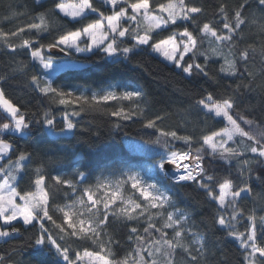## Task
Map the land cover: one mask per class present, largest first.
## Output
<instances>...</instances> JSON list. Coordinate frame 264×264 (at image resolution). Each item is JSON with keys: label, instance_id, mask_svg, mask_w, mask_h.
<instances>
[{"label": "snow or ice", "instance_id": "snow-or-ice-1", "mask_svg": "<svg viewBox=\"0 0 264 264\" xmlns=\"http://www.w3.org/2000/svg\"><path fill=\"white\" fill-rule=\"evenodd\" d=\"M100 3L101 7H97L96 0H56L51 14L68 18L75 27L57 28L58 34L43 43L37 37L50 33L54 22L48 11L37 12L14 29L0 27V49L7 55L24 50L33 67L46 70L52 67V57L46 52L53 49L68 56L99 52L102 58L121 55L129 59L135 49L149 48L187 77L201 76L218 82V74H223L236 81L235 87L228 86L230 93L205 91L195 101L206 121L221 118L224 126L202 131L198 137L191 133L180 135L177 130L161 127L165 116H146L149 101L139 86L123 91L118 90L119 86H109L90 96L77 94L54 86L44 75L28 74L27 64L13 60V75H26L28 85L49 105L63 107V126L57 133L56 115L50 107L29 116V111L9 98L0 86V160H5L0 165V239L19 234L21 227L14 222L22 221L23 227L39 226L34 241L37 264H43L39 258L45 255L44 248L54 251L63 264H177L178 253L183 254V264H209L206 234L190 222L191 214L177 208L167 190L146 182L137 172L106 168L95 182H89L88 175L79 169L72 178H49L40 164L33 171L29 190H18V175L23 178L25 162L32 160V153L20 151L13 159L16 150L7 138L9 133L31 135L34 120L54 134H63L77 126L71 117L89 109H102L119 121L140 118L142 128L153 129L155 139L145 143L162 145L164 149L157 164L159 172L173 186L195 184L214 203L213 223L238 244L240 264H264V214H258L255 207L246 209L241 205L248 199L264 205V119L250 117L238 107V95L242 90L254 91L258 78L261 82L256 87L264 91V0H235L231 6L220 0L211 20L199 19L205 8L194 0ZM253 3L259 14L249 11ZM253 35L256 39L249 42ZM126 40L132 43L122 46ZM219 61L218 73H213L209 64ZM10 78L13 77L8 73H0V82ZM109 102H113L112 106H108ZM174 141L182 142L187 150L176 148ZM206 159L208 163L236 161V177L229 172L218 178L210 173ZM169 166L173 175H168ZM255 182L261 185L259 192L254 190ZM53 190H65L68 202L53 204ZM67 190H71V196ZM44 221L54 226L55 235ZM114 221L127 227L131 247L123 256L114 250L120 241L109 232ZM242 223L243 230L239 227ZM87 243L93 247L85 246ZM0 264H5L3 255Z\"/></svg>", "mask_w": 264, "mask_h": 264}, {"label": "trees", "instance_id": "trees-1", "mask_svg": "<svg viewBox=\"0 0 264 264\" xmlns=\"http://www.w3.org/2000/svg\"><path fill=\"white\" fill-rule=\"evenodd\" d=\"M55 2L56 0H39V3L37 0H0V27L5 30L14 29L18 25L27 23L29 17L35 13L48 11L49 19L54 22L53 27L50 33H41L40 37H37L41 38V42L47 43L58 34L57 28L63 30L76 26L69 23L68 18L51 14L50 10ZM194 2L205 8V14L199 17L200 20L214 19L213 13L220 0H194ZM225 2L231 6L235 0H225ZM96 3L97 7H101L100 0H96ZM249 11L258 13L254 3ZM161 35H167V33H161ZM254 39H256L254 35L249 37V42ZM131 43V40H126L122 46ZM204 47L207 48L208 45L205 44ZM46 55H50L49 52H46ZM50 56L52 60L60 58L75 64L55 72L50 79L54 82V86L77 94L79 91H85V95L90 96L91 91L104 89L115 83L132 82L147 94L149 103L145 105L146 116H165L161 127L177 130L180 135L191 133L198 137L202 131L207 132L223 127L221 118L206 121L203 113L195 106V101L205 91H213L217 95L230 93L231 89L228 86L235 87L236 83L233 78L225 77L223 74H218V82L208 81L201 76L187 77L172 63L167 62L149 48L135 49L129 59L121 55L114 58H102L103 54L99 52L95 55L73 53L71 56ZM13 60L27 64L28 74L35 72L45 75L44 69L38 65L32 66L33 62L26 51L20 50L14 55H7L3 49H0V73H8L13 77L6 82H0V86L4 88L9 98L29 111V116L32 112H42L43 109L50 107L56 115L58 133L59 127L63 126L60 117V112L64 110L63 107L49 105L40 93L35 92L28 85L26 75L18 72L13 75L10 71L15 67ZM200 60L202 62L203 58ZM221 62L209 64L213 73H218ZM260 82L258 78L254 91L242 90V93L238 95V107L246 111L250 117L254 116L258 120L264 119V91L256 87ZM112 103L109 102L108 106H112ZM123 103L127 105L128 102ZM71 110L69 108V111ZM71 118L77 126L68 133L54 134L42 125L35 124L33 120L31 135L8 134L7 138L13 142L16 150L12 156L13 159L20 151L32 153V160L25 162L23 178H19L18 175V190H29L33 171L40 164L44 165L49 178L53 175L72 178L75 170L79 169L88 175L89 182H93L106 163L122 160L151 163L160 159L164 153L162 145L145 143L146 140L155 139V132L153 129L142 128L143 120L140 118L133 117L130 121H119L107 115L102 109H89ZM116 123H119L121 127L114 128L113 125ZM134 142L147 145L148 151L143 154L133 153L130 145ZM173 144L176 148L187 150V146L180 141H174ZM198 146L195 145V147ZM208 159H206V164L210 173L219 178L231 172L233 177H236V161L225 163L217 160L208 163ZM4 163L5 160H0V165ZM154 178L173 196L177 208L191 214L190 222L194 223L197 230L206 234L210 250L209 264H240L241 253L238 244L213 223L214 203L209 202L204 193L191 182L183 183L182 186H173L168 179H162L159 176ZM49 182L51 183L50 179ZM254 190L257 192L261 190L258 182L254 183ZM67 192L70 196L71 190ZM67 200L65 190H53V204H64ZM241 205L246 209L255 207L258 214H264V205L259 202L248 199L241 201ZM14 223L17 227H21V232L12 237L0 239V255L5 257V264H37L38 249L34 241L39 226L23 227L21 221ZM44 223L55 235L54 226L48 221ZM239 227L243 230L244 224L242 223ZM109 232L120 241L119 245L114 246V250L118 256H123L131 247L127 241V227L114 221L109 226ZM79 243L81 242H77V245ZM85 246L90 249L93 247L90 243ZM213 252L214 255L211 254ZM44 253L45 255L39 258L43 264H63L54 251L50 253L48 248H44ZM177 264H183L182 253L177 254Z\"/></svg>", "mask_w": 264, "mask_h": 264}, {"label": "rangeland", "instance_id": "rangeland-1", "mask_svg": "<svg viewBox=\"0 0 264 264\" xmlns=\"http://www.w3.org/2000/svg\"><path fill=\"white\" fill-rule=\"evenodd\" d=\"M155 53V52H154ZM157 55H159L160 57H162L164 59V57L162 55H160L159 53H155ZM167 61V60H166ZM169 62V61H167ZM170 63V62H169ZM75 65L72 61H68L65 59H55L52 60V67L49 69H44L45 70V75L47 79H51V77L55 74V72H57L58 70H61L65 67H70ZM113 88L118 87L119 91H123L125 90V88H127L128 90H132L133 88L137 87L134 83L132 82H123V83H115L113 85H111ZM104 88V89H108ZM98 91V90H97ZM92 92L95 91H91L89 93V95L92 94ZM83 93L84 95L86 94L85 91H79L78 94ZM127 102V101H126ZM70 132V131H68ZM65 132V133H68ZM130 149L133 153H137V154H143L145 152L148 151L149 147L143 143H139V142H134L130 145ZM160 159H158L157 161L148 163L146 161H140V162H127L125 160L122 161H118V162H109L106 163L105 165H103V167L101 168L99 175H101L102 171H104L106 168H112V169H118V170H131L134 172L139 173L140 177L145 180L148 183H156L158 184L162 190H166L161 184H159L157 182V180L154 177H161L162 179H164V176L162 173L159 172V169L157 167V164L159 162ZM95 182V180L93 181ZM71 196V194H70ZM68 202V200L66 201ZM171 210V209H169ZM22 222V221H21Z\"/></svg>", "mask_w": 264, "mask_h": 264}, {"label": "water", "instance_id": "water-1", "mask_svg": "<svg viewBox=\"0 0 264 264\" xmlns=\"http://www.w3.org/2000/svg\"><path fill=\"white\" fill-rule=\"evenodd\" d=\"M49 54L52 56H64L65 54L60 52L58 49H53L49 51Z\"/></svg>", "mask_w": 264, "mask_h": 264}, {"label": "built area", "instance_id": "built-area-1", "mask_svg": "<svg viewBox=\"0 0 264 264\" xmlns=\"http://www.w3.org/2000/svg\"><path fill=\"white\" fill-rule=\"evenodd\" d=\"M173 174H174V173H173V170H172L171 166H169V172H168V175H173ZM163 176H164L165 179H168L167 176H165L164 174H163ZM168 180H169V179H168Z\"/></svg>", "mask_w": 264, "mask_h": 264}]
</instances>
